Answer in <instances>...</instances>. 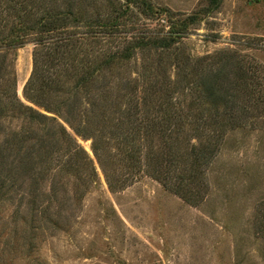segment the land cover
Wrapping results in <instances>:
<instances>
[{
  "label": "trees",
  "instance_id": "1",
  "mask_svg": "<svg viewBox=\"0 0 264 264\" xmlns=\"http://www.w3.org/2000/svg\"><path fill=\"white\" fill-rule=\"evenodd\" d=\"M218 5L219 0H208L205 9L183 19L166 16L170 27L158 33L135 29L131 19L135 14L158 16L149 0H0V122L20 120L21 131L13 133L18 144L43 141L18 156L16 168L34 172L39 167L33 183L43 180L53 171L46 164L50 140L53 149L60 147L67 156L57 161L59 170L85 173V183L96 182L93 161L57 116L64 114L76 136L94 139L95 117L108 113L117 118L109 117L107 122L114 124L109 132L100 131L92 151L110 190L143 174L186 203L198 204L197 187H203L204 167L222 134L264 113V70L253 57L225 49L215 56L192 57L178 47L188 26ZM29 42L34 45L32 70L23 95L32 105L15 93L16 52ZM136 56L143 66L140 79L133 81L122 69ZM187 97L191 101L184 105ZM82 100L87 104L84 119ZM185 125L194 133L180 144ZM118 168L124 172L116 174Z\"/></svg>",
  "mask_w": 264,
  "mask_h": 264
},
{
  "label": "rangeland",
  "instance_id": "2",
  "mask_svg": "<svg viewBox=\"0 0 264 264\" xmlns=\"http://www.w3.org/2000/svg\"><path fill=\"white\" fill-rule=\"evenodd\" d=\"M149 2L158 16L135 14L131 19L136 20L135 29L158 33L170 27L166 16L180 20L208 5V0ZM177 44L192 57L239 50L253 57L263 71L264 0H219L218 8L190 24ZM33 47L32 42L26 43L14 60L15 93L29 105L23 88L32 70ZM135 59L122 69L133 81L140 79L143 66L138 56ZM143 86L141 80L137 96ZM189 101L187 97L184 105ZM82 103L84 119L87 104ZM104 116L95 117L94 139L76 136L64 114L57 116L93 161L97 177L90 184L85 183V173L69 175L57 168V161L67 156L60 147L53 149L50 140L46 164L53 171L34 184L39 167L21 171L16 158L43 141L18 144L13 133L21 131L20 120L8 117L0 122V264H264V113L222 134L216 153L204 167L203 187H197L201 200L196 205L143 174L111 191L92 151L100 131L109 132L114 124L107 122L111 114ZM52 125L58 127L57 122ZM183 129L180 144L194 133L189 125ZM121 172L122 168L116 169V174Z\"/></svg>",
  "mask_w": 264,
  "mask_h": 264
}]
</instances>
